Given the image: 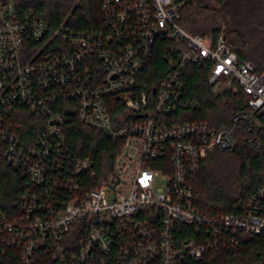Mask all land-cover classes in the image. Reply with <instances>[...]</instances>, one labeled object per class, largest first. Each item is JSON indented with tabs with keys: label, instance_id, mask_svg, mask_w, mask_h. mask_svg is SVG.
I'll return each instance as SVG.
<instances>
[{
	"label": "built area",
	"instance_id": "2783aa9c",
	"mask_svg": "<svg viewBox=\"0 0 264 264\" xmlns=\"http://www.w3.org/2000/svg\"><path fill=\"white\" fill-rule=\"evenodd\" d=\"M16 2L0 0V147L27 183L15 211L0 212V258L16 250L21 264H181L232 254L238 235L264 233V188L239 216L194 206L191 179L210 153L232 152L241 124L264 129V74L224 34L181 28L183 0H101V27L79 32L52 30L32 11L19 17ZM158 40L175 44L174 57L165 56L173 71L158 88L140 89ZM190 66L209 67L213 93H243L230 126L172 121L200 108L181 81ZM74 100L81 124L124 138L112 173L89 190L78 176L93 162L71 161L69 118L56 111ZM20 107L44 121L32 143L9 121ZM250 143L264 144L257 133Z\"/></svg>",
	"mask_w": 264,
	"mask_h": 264
},
{
	"label": "trees",
	"instance_id": "16d2710c",
	"mask_svg": "<svg viewBox=\"0 0 264 264\" xmlns=\"http://www.w3.org/2000/svg\"><path fill=\"white\" fill-rule=\"evenodd\" d=\"M101 0H17L19 17L33 12V16L46 22L52 30L65 26L75 32L94 31L101 27ZM178 25L186 32L217 40L221 34L227 46L241 60L255 65L257 73L264 74V0H183ZM175 44L158 40L151 64L140 75V89L158 88L173 71L168 60L174 57ZM209 67L190 66L181 75L186 95L196 99L200 108L187 112L172 121H203L220 128L230 126L233 114L243 110V93L215 94L209 85ZM67 109L56 111L69 118L63 131L71 161L89 158L93 162L90 172L79 177L89 190L108 177L114 161L124 144V138L97 133L81 124L77 117V101H69ZM124 110H111L113 117ZM264 122V116L260 117ZM9 121L21 125V134L27 142L45 128L44 121L28 112L26 107L16 108ZM250 128V130H249ZM257 133L264 142V129L241 124L237 130V145L232 152L212 151L191 179L194 206L207 216L232 214L239 216L247 210L259 189L264 188V144L259 150L250 139ZM94 174V175H93ZM27 177L9 165L0 147V212L12 214L16 198L23 191ZM240 245L234 253L210 252L202 261L184 260L181 264H264V233L258 236L238 235ZM0 264H21L19 252L10 250L0 258Z\"/></svg>",
	"mask_w": 264,
	"mask_h": 264
}]
</instances>
